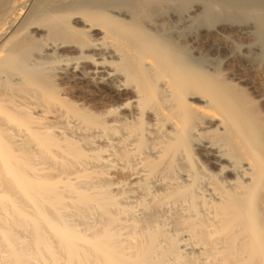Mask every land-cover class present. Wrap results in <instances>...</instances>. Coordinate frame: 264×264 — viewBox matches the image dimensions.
Listing matches in <instances>:
<instances>
[{"label": "bare ground", "instance_id": "6f19581e", "mask_svg": "<svg viewBox=\"0 0 264 264\" xmlns=\"http://www.w3.org/2000/svg\"><path fill=\"white\" fill-rule=\"evenodd\" d=\"M260 74L264 0H0V264H264Z\"/></svg>", "mask_w": 264, "mask_h": 264}, {"label": "rangeland", "instance_id": "374dc122", "mask_svg": "<svg viewBox=\"0 0 264 264\" xmlns=\"http://www.w3.org/2000/svg\"><path fill=\"white\" fill-rule=\"evenodd\" d=\"M220 29H221L222 33H221V31H218V33H215L216 36H215V34H213V36L210 37V38H211L210 40H211V41L213 40L212 43H214V42L217 43V41H218V43H222V42L224 41L223 38H222V36H223V35L225 36L226 33H228V31L224 32V31L226 30V28H225V29L223 28L224 31H223L222 28H220ZM233 29H234V30H233ZM233 29H232V31L230 32V35L233 34V36L231 35L232 38L240 39L241 36H242V35L239 33L240 30H239L238 28H233ZM238 30H239V31H238ZM229 31H230V30H229ZM233 31H234V32H233ZM223 33H224V34H223ZM236 33H237V34H236ZM221 38H222V39H221ZM242 38L244 39L245 37L242 36ZM214 40H215V41H214ZM224 53H226V52H223V54H224ZM226 59H227V58H226ZM228 62H229V63H228ZM228 62H227L228 64H232V63H233V62H231V60H229ZM230 62H231V63H230ZM259 76H260V77H258L259 79H257V80H259V81H257V80L255 81V80H253V79H252L251 81H252L253 83L257 84L258 86L261 87V88H260V87H259V88H260V90H261L260 92H261V94H262V93L264 92V85H263V83H264V78H263V77H264V76L261 75V74H260ZM261 76H262V77H261ZM254 81H255V82H254ZM256 82H258V83H256ZM261 83H262V84H261ZM260 92H259V93H260Z\"/></svg>", "mask_w": 264, "mask_h": 264}]
</instances>
